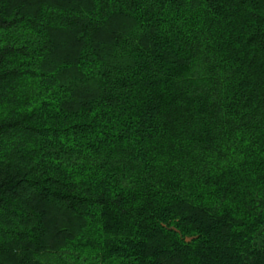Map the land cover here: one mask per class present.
I'll use <instances>...</instances> for the list:
<instances>
[{"label":"trees","instance_id":"16d2710c","mask_svg":"<svg viewBox=\"0 0 264 264\" xmlns=\"http://www.w3.org/2000/svg\"><path fill=\"white\" fill-rule=\"evenodd\" d=\"M0 264H264V0H0Z\"/></svg>","mask_w":264,"mask_h":264},{"label":"water","instance_id":"95a60500","mask_svg":"<svg viewBox=\"0 0 264 264\" xmlns=\"http://www.w3.org/2000/svg\"><path fill=\"white\" fill-rule=\"evenodd\" d=\"M192 240V238H189L187 241L189 242V241H191Z\"/></svg>","mask_w":264,"mask_h":264}]
</instances>
